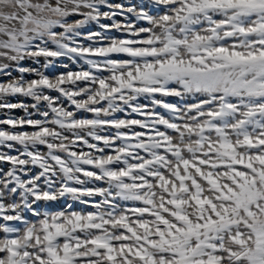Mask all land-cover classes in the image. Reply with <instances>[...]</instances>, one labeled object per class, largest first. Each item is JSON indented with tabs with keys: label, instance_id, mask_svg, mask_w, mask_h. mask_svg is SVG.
Masks as SVG:
<instances>
[{
	"label": "snow or ice",
	"instance_id": "6c2138e0",
	"mask_svg": "<svg viewBox=\"0 0 264 264\" xmlns=\"http://www.w3.org/2000/svg\"><path fill=\"white\" fill-rule=\"evenodd\" d=\"M0 264H264V0H0Z\"/></svg>",
	"mask_w": 264,
	"mask_h": 264
},
{
	"label": "rangeland",
	"instance_id": "374dc122",
	"mask_svg": "<svg viewBox=\"0 0 264 264\" xmlns=\"http://www.w3.org/2000/svg\"><path fill=\"white\" fill-rule=\"evenodd\" d=\"M117 2H119V0H117ZM130 2H131V3H140V0H130ZM93 28L95 29V25H93ZM114 34H115V33H114ZM63 63H69V64H70V62H69L68 60H66V59L63 61ZM70 66L73 67V68L76 67L75 65H71V64H70ZM57 70H62V69H57ZM27 102H28V103H31L30 100L27 101ZM18 114H19V115H23L22 112H20V113H18ZM60 204H61V202L58 201L56 204L52 205L51 207H53V208L55 209V208L59 207Z\"/></svg>",
	"mask_w": 264,
	"mask_h": 264
},
{
	"label": "crops",
	"instance_id": "0c3cea01",
	"mask_svg": "<svg viewBox=\"0 0 264 264\" xmlns=\"http://www.w3.org/2000/svg\"><path fill=\"white\" fill-rule=\"evenodd\" d=\"M31 63H32L31 61H28L26 62V65H31Z\"/></svg>",
	"mask_w": 264,
	"mask_h": 264
}]
</instances>
